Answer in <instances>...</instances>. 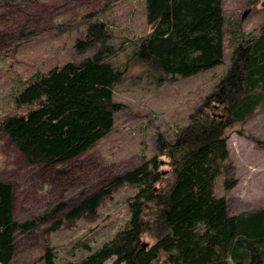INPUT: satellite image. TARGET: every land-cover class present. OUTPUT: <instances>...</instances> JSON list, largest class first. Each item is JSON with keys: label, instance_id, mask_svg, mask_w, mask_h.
Returning <instances> with one entry per match:
<instances>
[{"label": "trees", "instance_id": "obj_1", "mask_svg": "<svg viewBox=\"0 0 264 264\" xmlns=\"http://www.w3.org/2000/svg\"><path fill=\"white\" fill-rule=\"evenodd\" d=\"M145 10L151 31L132 42L122 68L108 59L124 46L109 43L107 24L91 12L83 15L86 27L73 45L79 53L93 50L92 55L13 81L7 97L25 112L2 116L0 129L23 167L55 179L111 132L123 107L113 98L114 88L133 67L140 69L139 81L161 86L223 63L222 0H145ZM227 31L233 44L229 67L192 108L175 139L159 134L153 156L100 182L76 204L61 202L50 211L68 207L66 219L73 222L94 215L103 197L131 184L136 191L127 199L123 227L97 248L83 244L87 253L79 260L58 263L44 246L42 264H106L144 234L153 241L134 249L133 264H264V208L232 215L228 198L215 193L219 175L224 190L237 184L227 145L230 130L264 103V23L249 37L236 23ZM14 200L12 183L0 179V264H9L14 250Z\"/></svg>", "mask_w": 264, "mask_h": 264}, {"label": "rangeland", "instance_id": "obj_2", "mask_svg": "<svg viewBox=\"0 0 264 264\" xmlns=\"http://www.w3.org/2000/svg\"><path fill=\"white\" fill-rule=\"evenodd\" d=\"M222 1L227 19L223 63L161 86L139 81L136 75L140 69L133 67L114 88L113 98L123 107L115 114L113 130L55 179L38 177L23 167L13 144L0 129V179L10 181L14 187L17 222L9 264H42L38 257L44 246L51 247L58 263L79 260L87 253L83 244L97 248L123 227L129 218L127 199L136 191L131 184H123L103 197L94 215L69 222L68 207L50 211L61 202L76 204L79 197L93 193L100 182L105 184L107 178L153 156L159 134L167 140L175 139L188 122L192 108L229 67L233 47L229 25L238 24L249 37L264 23V0L254 6L250 0ZM91 12L93 19L107 24L109 43L114 48L124 46L123 51L108 59L122 68L131 54L132 42L151 31L145 0H0V118L25 112L24 108H15L7 97L15 79L23 80L34 71L44 72L53 65L93 54V50L79 53L73 45L86 27L83 15ZM227 145L237 184L226 191L223 175H219L215 193L228 198L232 215L264 208V103L234 124ZM152 241L144 234L138 242L113 254L106 264H133L134 249Z\"/></svg>", "mask_w": 264, "mask_h": 264}]
</instances>
